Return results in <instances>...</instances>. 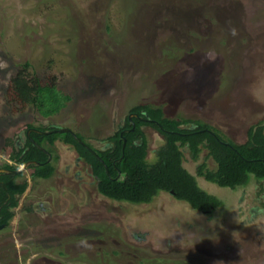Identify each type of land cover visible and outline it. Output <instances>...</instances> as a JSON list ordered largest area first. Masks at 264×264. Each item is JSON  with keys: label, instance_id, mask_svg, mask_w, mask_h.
Masks as SVG:
<instances>
[{"label": "rangeland", "instance_id": "rangeland-1", "mask_svg": "<svg viewBox=\"0 0 264 264\" xmlns=\"http://www.w3.org/2000/svg\"><path fill=\"white\" fill-rule=\"evenodd\" d=\"M96 4L0 0V164H14L27 124L69 128L100 148L142 102L205 121L239 144L249 126L264 125V0H112L108 35ZM125 6L135 14L128 22ZM26 61L27 71L55 76L71 96L58 114L5 100L11 74ZM142 129L152 162L162 137ZM54 149L52 177L35 181L18 167L28 186L0 229V264H264V211L251 210L264 199L260 184L206 181L196 173L205 151L197 161L186 154L183 164L222 200L210 216L164 191L147 203L111 200L72 146L57 140Z\"/></svg>", "mask_w": 264, "mask_h": 264}, {"label": "trees", "instance_id": "trees-1", "mask_svg": "<svg viewBox=\"0 0 264 264\" xmlns=\"http://www.w3.org/2000/svg\"><path fill=\"white\" fill-rule=\"evenodd\" d=\"M111 3L112 0H97L95 7L98 9L93 10L98 14V20L103 16L101 31L106 35L111 31L107 17ZM131 9L126 6L123 9L125 21L134 18ZM80 16V22H84L85 14ZM29 65L26 61L24 65L16 66L5 90V100L17 106L31 107L41 116L58 114L71 96L58 88L55 76H40L36 71H27ZM129 114H132L130 118ZM128 115L106 138L107 144H104L107 146L103 144L100 148L69 128V131L59 132L60 127L55 125L27 124L21 143L15 145L17 158L14 164L4 162L0 164V169L14 170L18 165L27 163L32 180H46L52 177L56 168L59 154L53 151L55 142L59 140L72 146L78 158L89 165L96 180L97 192L102 196L140 204L147 203L156 193L164 191L197 212L210 216L223 204L222 200L199 187L195 176L183 164L186 154L197 161L201 152L205 151L204 160L196 168L198 175L218 186L243 190L246 185H253L249 181L254 178L257 180L254 185L260 184L258 194L264 196V125L261 122L249 126L246 141L239 144L223 138L216 128L200 119L180 115L168 117L162 105L142 102L132 106ZM143 126L158 131L163 138L154 151L155 160L152 162L147 160L148 143ZM9 142L13 144V141ZM207 160L214 162L215 169L207 165ZM133 175L136 178L130 180ZM21 176V172L0 171V225L3 228L15 215L13 209L28 186L25 179L18 180ZM260 205L264 207V199ZM25 208L32 210L33 207ZM97 262L101 263L99 259Z\"/></svg>", "mask_w": 264, "mask_h": 264}, {"label": "flooded vegetation", "instance_id": "flooded-vegetation-1", "mask_svg": "<svg viewBox=\"0 0 264 264\" xmlns=\"http://www.w3.org/2000/svg\"><path fill=\"white\" fill-rule=\"evenodd\" d=\"M28 131V130H27ZM106 142H107V140H106ZM105 142V143H106ZM19 143H21V142H19ZM107 144V143H106ZM106 144H104V147L105 146H107ZM85 163V162H84ZM16 164V163H15ZM21 165H23V164H21ZM20 165H18V167H19ZM18 167H17V169H18ZM26 168V167H25ZM25 168H23V169H25ZM21 172V171H20ZM22 172H23V170H22ZM21 172V173H22ZM28 183V182H27ZM242 198V197H241ZM41 202V201H40ZM39 203V202H38ZM42 203V202H41ZM40 204V203H39ZM43 204V203H42ZM38 209V208H37ZM251 210H253L252 212L253 213H262L261 211H264V207H262L261 205H260V203H259V205H256L254 208L252 207V209ZM14 217V216H13ZM13 219V218H12ZM11 219V220H12ZM23 229V228H22ZM23 230H25V229H23Z\"/></svg>", "mask_w": 264, "mask_h": 264}, {"label": "water", "instance_id": "water-1", "mask_svg": "<svg viewBox=\"0 0 264 264\" xmlns=\"http://www.w3.org/2000/svg\"><path fill=\"white\" fill-rule=\"evenodd\" d=\"M57 131L59 132H62V131H69L68 128H61V129H58ZM27 134H28V131H27ZM124 144V143H123ZM27 165V163H24L23 164V168ZM0 171H7V172H10V173H17V172H20L22 171V169H16V170H7V169H0ZM106 171V170H105ZM3 225H0V228L2 227Z\"/></svg>", "mask_w": 264, "mask_h": 264}, {"label": "clouds", "instance_id": "clouds-1", "mask_svg": "<svg viewBox=\"0 0 264 264\" xmlns=\"http://www.w3.org/2000/svg\"><path fill=\"white\" fill-rule=\"evenodd\" d=\"M131 115H132V114H131ZM129 118H130V117H129ZM162 139H163V138H162ZM20 166H21V165H20ZM25 167H26V166H25ZM25 167H24V168H25ZM16 169H17V168H16ZM16 169H14V170H16ZM7 170H8V169H7ZM3 227H4V226H2L0 229H2Z\"/></svg>", "mask_w": 264, "mask_h": 264}]
</instances>
